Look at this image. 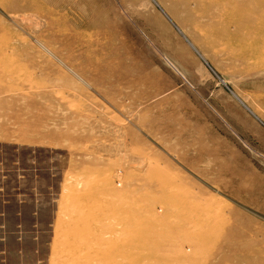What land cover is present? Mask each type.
<instances>
[{
  "label": "rangeland",
  "instance_id": "1",
  "mask_svg": "<svg viewBox=\"0 0 264 264\" xmlns=\"http://www.w3.org/2000/svg\"><path fill=\"white\" fill-rule=\"evenodd\" d=\"M0 264H264V0H0Z\"/></svg>",
  "mask_w": 264,
  "mask_h": 264
}]
</instances>
